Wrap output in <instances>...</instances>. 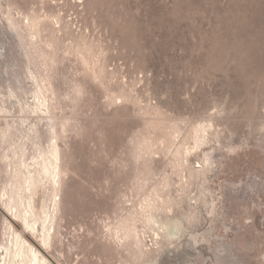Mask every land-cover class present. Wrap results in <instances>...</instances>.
I'll list each match as a JSON object with an SVG mask.
<instances>
[{
    "label": "rangeland",
    "instance_id": "rangeland-1",
    "mask_svg": "<svg viewBox=\"0 0 264 264\" xmlns=\"http://www.w3.org/2000/svg\"><path fill=\"white\" fill-rule=\"evenodd\" d=\"M17 234L264 264V0H0V264H32Z\"/></svg>",
    "mask_w": 264,
    "mask_h": 264
},
{
    "label": "bare ground",
    "instance_id": "bare-ground-1",
    "mask_svg": "<svg viewBox=\"0 0 264 264\" xmlns=\"http://www.w3.org/2000/svg\"><path fill=\"white\" fill-rule=\"evenodd\" d=\"M29 215V214H28ZM28 225V224H27ZM26 225V226H27ZM28 227V226H27ZM11 229V228H10ZM10 231V230H9ZM20 232V231H19ZM11 234V233H10ZM21 234V233H20ZM19 234V235H20ZM49 234V233H48ZM2 235V234H1ZM12 235V234H11ZM23 235V234H22ZM26 236V235H25ZM24 236V237H25ZM49 236V235H48ZM33 237V236H32ZM45 237V236H44ZM17 241L21 244V246L23 247V246H25L24 244H26V242H27V248H26V246L24 247V248H26V251L27 252H29L30 253V255H31V259H32V261H30V262H32V264H46L45 262L47 261L46 259H45V257L42 255V254H40V251H42V248H41V246L36 242V241H34L32 238H29V241L30 242H28V241H26V240H21L22 238H21V236L19 237L18 236V234H17ZM19 238H21L20 240H19ZM34 238V237H33ZM42 238V237H41ZM35 239V238H34ZM43 239V238H42ZM41 241H43V240H41ZM17 242V243H18ZM44 242V241H43ZM24 243V244H23ZM44 245V244H43ZM4 249H6V248H4ZM24 251V250H23ZM26 252V253H27ZM47 252V251H46ZM20 253V252H19ZM18 253V254H19ZM22 253V252H21ZM25 253V252H24ZM38 254H40V256L38 255ZM46 254V253H45ZM19 256H20V254H19ZM30 259V260H31ZM52 259H54V258H52ZM25 260H26V258H25ZM29 260V259H28ZM20 261V260H19ZM27 262V261H26ZM27 263H29V262H27ZM20 264V263H19ZM24 264H26V263H24ZM51 264V263H50ZM57 264V263H56Z\"/></svg>",
    "mask_w": 264,
    "mask_h": 264
}]
</instances>
